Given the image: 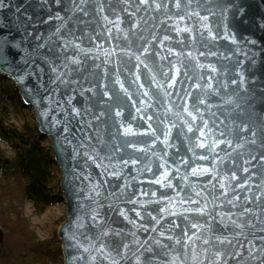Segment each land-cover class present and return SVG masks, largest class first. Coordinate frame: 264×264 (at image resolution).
Here are the masks:
<instances>
[{
	"label": "water",
	"instance_id": "obj_1",
	"mask_svg": "<svg viewBox=\"0 0 264 264\" xmlns=\"http://www.w3.org/2000/svg\"><path fill=\"white\" fill-rule=\"evenodd\" d=\"M0 74L61 172L63 264H264V0H0Z\"/></svg>",
	"mask_w": 264,
	"mask_h": 264
},
{
	"label": "trees",
	"instance_id": "obj_2",
	"mask_svg": "<svg viewBox=\"0 0 264 264\" xmlns=\"http://www.w3.org/2000/svg\"><path fill=\"white\" fill-rule=\"evenodd\" d=\"M21 108L23 104L14 82L0 74V175L3 181L16 184L19 193L16 196L9 190L0 194V211L7 222L10 220L9 211L14 207V199L30 202L38 213L63 202L59 183L55 184L54 172L58 167L52 149L45 145L47 138L38 132L37 127L25 124L20 129L8 122L11 112ZM2 143L9 146L11 156L5 153ZM3 247L1 244L0 263L6 257ZM33 249H46L43 253L48 256L54 253L59 255V251L62 254L59 247L55 250L50 244L40 243L28 247L27 252L42 257Z\"/></svg>",
	"mask_w": 264,
	"mask_h": 264
},
{
	"label": "rangeland",
	"instance_id": "obj_3",
	"mask_svg": "<svg viewBox=\"0 0 264 264\" xmlns=\"http://www.w3.org/2000/svg\"><path fill=\"white\" fill-rule=\"evenodd\" d=\"M35 115L32 108H23L11 112L8 122L18 128L24 127L25 124L37 127ZM49 146V142L45 143ZM2 148L8 156L12 155L9 146L2 143ZM58 167V166H57ZM55 184L61 179L59 168L54 172ZM3 181L0 175V194L9 190L19 195L18 187L13 182ZM60 188V187H59ZM13 208L9 211L10 220L4 218L0 211V228L4 233L3 253L5 258L0 264H63L62 254L48 256L43 253L46 249H33L42 257L34 256L27 252L29 246L38 244H50L53 249L60 248L61 242L57 237V230L60 224L66 219V204L64 202L48 207L43 213L35 211L34 206L27 201L14 199ZM52 248V247H51ZM30 250V249H29Z\"/></svg>",
	"mask_w": 264,
	"mask_h": 264
},
{
	"label": "snow or ice",
	"instance_id": "obj_4",
	"mask_svg": "<svg viewBox=\"0 0 264 264\" xmlns=\"http://www.w3.org/2000/svg\"><path fill=\"white\" fill-rule=\"evenodd\" d=\"M201 135H203V133H201ZM203 146V145H202ZM207 171V170H205ZM192 227H196V225H192ZM179 242V241H178ZM229 243H231V241H228ZM204 243H207V241H204Z\"/></svg>",
	"mask_w": 264,
	"mask_h": 264
}]
</instances>
